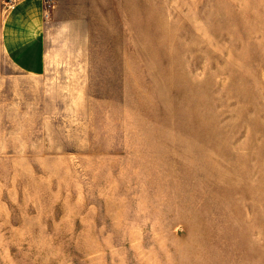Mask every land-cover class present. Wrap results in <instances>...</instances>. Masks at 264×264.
I'll return each instance as SVG.
<instances>
[{
  "label": "rangeland",
  "instance_id": "obj_1",
  "mask_svg": "<svg viewBox=\"0 0 264 264\" xmlns=\"http://www.w3.org/2000/svg\"><path fill=\"white\" fill-rule=\"evenodd\" d=\"M77 1L0 77V264H264V0Z\"/></svg>",
  "mask_w": 264,
  "mask_h": 264
},
{
  "label": "crops",
  "instance_id": "obj_2",
  "mask_svg": "<svg viewBox=\"0 0 264 264\" xmlns=\"http://www.w3.org/2000/svg\"><path fill=\"white\" fill-rule=\"evenodd\" d=\"M0 0V77L13 72L40 77L64 60L78 57L63 54V47L82 42L81 23L92 16L77 12V0H54L49 13L46 0H14L6 4ZM91 20V21H92ZM64 58V59H63ZM10 68L13 72L5 70Z\"/></svg>",
  "mask_w": 264,
  "mask_h": 264
},
{
  "label": "built area",
  "instance_id": "obj_3",
  "mask_svg": "<svg viewBox=\"0 0 264 264\" xmlns=\"http://www.w3.org/2000/svg\"><path fill=\"white\" fill-rule=\"evenodd\" d=\"M46 5H48V4H46Z\"/></svg>",
  "mask_w": 264,
  "mask_h": 264
}]
</instances>
